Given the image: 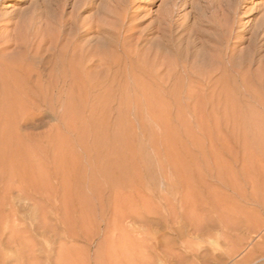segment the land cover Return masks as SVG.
I'll return each mask as SVG.
<instances>
[{
  "label": "rangeland",
  "instance_id": "rangeland-1",
  "mask_svg": "<svg viewBox=\"0 0 264 264\" xmlns=\"http://www.w3.org/2000/svg\"><path fill=\"white\" fill-rule=\"evenodd\" d=\"M56 2L0 0V58L44 59L38 81L0 78V264H264V45L249 61L240 33L204 81L219 50L168 47L166 0H125L130 32L62 80L54 20L91 10ZM263 4L243 2L234 30Z\"/></svg>",
  "mask_w": 264,
  "mask_h": 264
},
{
  "label": "bare ground",
  "instance_id": "bare-ground-1",
  "mask_svg": "<svg viewBox=\"0 0 264 264\" xmlns=\"http://www.w3.org/2000/svg\"><path fill=\"white\" fill-rule=\"evenodd\" d=\"M52 1L56 3V9L62 13L63 8L59 6L57 0ZM245 1L166 0L168 6L159 16L154 32L160 35L161 41L168 44V47L182 43L184 46L181 49L186 55H196V50L192 53L190 51L197 45L202 46L203 49L207 47V49L219 50L218 55H214L209 60L204 59L207 66L202 73L200 72L204 75L202 76L204 81H210L214 73L225 74L229 67L232 68L235 64V60H231V56L227 62L229 63L228 67L225 63L222 64V59L227 55L226 50L229 48L231 39L241 37L240 33L246 34L243 39L247 42V60L251 61L250 59L263 48L264 4L261 6L258 18L248 29H243L240 32L234 30V15ZM74 4L77 9L91 10V13L83 18L78 17L77 14L70 19H64V16L59 14L54 20L57 26V29L55 28L56 39L60 40L63 37L65 41L58 53L54 52V55L52 54V57L49 58V63L52 66L50 74L52 75L51 72L55 71L58 75L55 76L56 78L65 79L69 72L72 80L76 78L75 76L85 80L91 74L89 65L103 66L107 61L106 52L111 46L122 41L131 28L126 27L124 21L126 17L125 0H74ZM186 7H190L187 16L184 15L183 21L176 24L174 17ZM21 20L23 21L22 18H19V22L15 23L20 24ZM201 28L203 29L201 30ZM66 29L72 32L63 34ZM12 38L4 43L13 42L14 44L18 41L17 37L12 36ZM175 49H178L177 46ZM207 49L204 53L205 56L209 54ZM4 51L5 47H1L0 53ZM43 60L37 56L26 68L22 67L20 63H9L0 58V78L3 80L10 78L14 81L29 79L38 81L42 75ZM242 60H239V63Z\"/></svg>",
  "mask_w": 264,
  "mask_h": 264
}]
</instances>
